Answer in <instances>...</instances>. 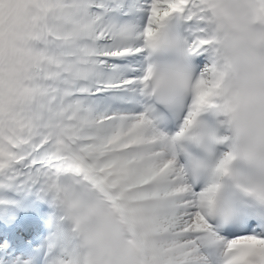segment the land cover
Segmentation results:
<instances>
[{
    "label": "snow or ice",
    "instance_id": "snow-or-ice-1",
    "mask_svg": "<svg viewBox=\"0 0 264 264\" xmlns=\"http://www.w3.org/2000/svg\"><path fill=\"white\" fill-rule=\"evenodd\" d=\"M241 62L264 0H0V264H264Z\"/></svg>",
    "mask_w": 264,
    "mask_h": 264
},
{
    "label": "clouds",
    "instance_id": "clouds-1",
    "mask_svg": "<svg viewBox=\"0 0 264 264\" xmlns=\"http://www.w3.org/2000/svg\"><path fill=\"white\" fill-rule=\"evenodd\" d=\"M239 72L231 83L234 91L242 95H251L242 102L238 113V120L245 125V131L241 136V144L257 143L264 148V85L256 78V72L247 64L241 62L238 65Z\"/></svg>",
    "mask_w": 264,
    "mask_h": 264
},
{
    "label": "bare ground",
    "instance_id": "bare-ground-1",
    "mask_svg": "<svg viewBox=\"0 0 264 264\" xmlns=\"http://www.w3.org/2000/svg\"><path fill=\"white\" fill-rule=\"evenodd\" d=\"M21 217L20 215L18 216V218ZM20 221H23L22 217L19 219ZM32 227L31 221L28 222L27 226H26V230L28 232V230Z\"/></svg>",
    "mask_w": 264,
    "mask_h": 264
}]
</instances>
